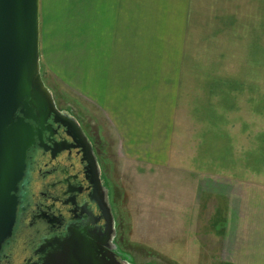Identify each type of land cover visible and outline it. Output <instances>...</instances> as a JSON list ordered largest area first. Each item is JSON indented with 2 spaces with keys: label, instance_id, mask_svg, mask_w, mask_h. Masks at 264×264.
<instances>
[{
  "label": "crops",
  "instance_id": "1",
  "mask_svg": "<svg viewBox=\"0 0 264 264\" xmlns=\"http://www.w3.org/2000/svg\"><path fill=\"white\" fill-rule=\"evenodd\" d=\"M51 1L76 10L60 25L83 43L116 44L108 65L92 53L85 91L126 150L188 172L220 223V264H264V0Z\"/></svg>",
  "mask_w": 264,
  "mask_h": 264
},
{
  "label": "rangeland",
  "instance_id": "2",
  "mask_svg": "<svg viewBox=\"0 0 264 264\" xmlns=\"http://www.w3.org/2000/svg\"><path fill=\"white\" fill-rule=\"evenodd\" d=\"M44 2L42 75L59 107L81 121L107 162L104 169L113 192L118 243L125 255L131 254L136 264H220V236L216 234L220 223L217 220L215 230L212 228L211 208L207 209L200 192L191 193L188 172L164 170L129 153L126 139L119 137L109 115L93 94L85 91L90 87L93 92V70L100 64L96 56L104 52L105 62L110 64L116 44L83 43L85 37L79 36L76 26L60 25L61 15H74L76 10L64 11L61 5L55 9L52 1ZM132 46L134 62H140L136 44ZM87 80L90 86H85Z\"/></svg>",
  "mask_w": 264,
  "mask_h": 264
},
{
  "label": "flooded vegetation",
  "instance_id": "3",
  "mask_svg": "<svg viewBox=\"0 0 264 264\" xmlns=\"http://www.w3.org/2000/svg\"><path fill=\"white\" fill-rule=\"evenodd\" d=\"M71 118L70 127L53 116L40 127L42 139L29 151L17 222L0 264H43L66 249L89 264H136L118 243L107 162L81 121Z\"/></svg>",
  "mask_w": 264,
  "mask_h": 264
},
{
  "label": "water",
  "instance_id": "4",
  "mask_svg": "<svg viewBox=\"0 0 264 264\" xmlns=\"http://www.w3.org/2000/svg\"><path fill=\"white\" fill-rule=\"evenodd\" d=\"M40 2L0 0V251L14 232L18 192L29 151L37 137L42 139L40 127L52 116L66 126L74 124L71 115L58 109L42 75ZM72 251L49 255L43 264L90 263Z\"/></svg>",
  "mask_w": 264,
  "mask_h": 264
}]
</instances>
